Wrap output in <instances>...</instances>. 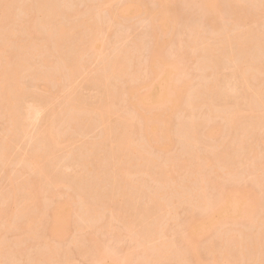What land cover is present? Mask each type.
Returning a JSON list of instances; mask_svg holds the SVG:
<instances>
[{"label": "rangeland", "instance_id": "rangeland-1", "mask_svg": "<svg viewBox=\"0 0 264 264\" xmlns=\"http://www.w3.org/2000/svg\"><path fill=\"white\" fill-rule=\"evenodd\" d=\"M15 1L16 2H12V6H10V8L8 10V13H9V11L12 10V12L10 13V15L11 14L12 15L11 16L8 15L9 17L6 16L7 18H5V22L8 25L6 23L4 24V22H2L3 21L2 20L3 15L1 17V20H2L1 22L3 23V25L10 26V28L8 27L7 29L10 31H11V29H12V31L15 30V33H16L15 34L13 32H9L13 36L15 34V37H13V38L11 37L10 40H12V41H10V42H8L9 39H8V41H7V39H5L7 41V44H3L2 42L6 43V41L3 40L4 38H6L4 35H6L8 32L5 31L6 27L0 26L2 28L4 27L3 28L4 32L2 31L3 33H1V32L0 33L1 34L5 33L3 36L1 35L2 37H0V39L2 38L1 39L2 41L0 40L1 41L0 46L2 47V44H3V46H4L3 48H7L6 52H4L5 54L3 55V53H2V58H3L2 63L3 62L7 63V60H9L8 59L9 55H7V52L8 53L12 52L14 54V55L10 54L11 55L10 56L11 61L13 60L12 59L13 56H15L14 59H16V57H17V59H19L20 56L21 57L25 56V57H22L23 59L22 58L21 59L23 60V62L26 61V58L28 59V61H26V65L29 62V64H28L29 69H24V68H28V67L22 68L21 71H23V69H24V72H22V75L19 77V79H20L19 81H20V84L22 86L20 88H23L22 90H23L24 94H26V95H24L25 98L23 97V101L21 100V106L23 105L22 109L24 111L23 113H25V109L27 107H31V106L35 107V102L38 100L43 101V102L45 101L44 102L45 106H44V111L42 110L41 113L38 116H36L37 118H34L36 120H31L32 117H29V120L25 124L24 133L23 134L20 133V135H18L20 137H18V138L14 136V134L15 133L17 134V132L13 131L12 132L13 134H12L10 132V131H12V129L10 127H7V123L9 124L10 122H8L6 120V118L4 117L5 115L2 114V116H1V114H0V140H4L5 138L14 140L16 138L15 141L13 142L14 144L12 147L13 151L10 155L11 157L9 156L7 159L8 161L6 160L5 162L1 163V164L6 163V164L0 165V212L5 211L4 213L0 214V246H1L0 250H2L1 248H3L2 244H4V247L7 248V250L4 249L7 252L4 250H3V252L0 251V254H1V252L7 253L5 255H2V256H5V258L2 257L0 259L1 260L0 264H11L13 261H15V262H13L12 264H15V263L16 264H19V263L20 264H46V262L44 260L46 258H48L47 256H49L48 253H46V252L50 251L49 253H52L51 250H56L55 248H57L59 250L58 252L60 253L59 255L58 254L56 255V258L59 259V260H57L58 261L57 264H108V263H110L109 259H111L109 257H111L114 254H115V256H117L119 258L118 263H120L122 261L126 262V263H122V264H157V261L154 262L155 259H153L154 256L156 258V253H154V252L159 248V246L162 247L160 245V244H162L161 242L164 243L166 240L165 243L168 244L169 242L172 243V240H174L177 243L176 242L174 243V241H173V243H172L173 246H175L174 244H177L176 246H179L180 243L182 244V242H180L181 241L180 239L183 238V237H181L180 234H182L184 236L185 232H183V231H185L188 222L190 220L194 219L195 217H199V216L204 214L201 209H199V210L197 209V207H198L197 203L199 201L200 194L202 195V193H203V190L202 189L200 190V188H198L197 185H196L195 189L192 190L193 189V184H192V189L188 188L189 192L193 191V194L191 193L193 195V198L191 197L192 200H190V201L185 200L184 201V199H183V201H182V199L179 200V198L177 196L173 197L172 195H174V194L172 191V189H173L172 185L169 184L170 187H172L170 190V187L168 185H166V186H168V188H167L162 183L155 181L154 180L155 178H152L153 175L147 174L146 172H144V174H146V175H144V174H142L143 172H141V170L137 171V173L139 172L138 174L134 173V171L136 172V170L134 168H138V167H136L137 165L135 164V161L137 159H136V156L133 152H132V154H130L129 151L122 153L121 154L122 159H120V161L118 160V162H120L123 165V167H125V168L129 167L128 170H132V169L134 170V171L133 170L131 171L132 174L129 176V180L131 178L132 179L130 181L128 180V183H126V184L124 183V185L128 186V188H126V191H128L126 193V196L129 195V197H130V198L128 197L126 200L134 199L135 201L134 202H133V200H128V202L124 201L125 200L124 197H123V199H124L123 201L120 200L121 198L118 201H120L121 203H125V207L128 208V209L126 208L127 210H125V212L129 210L128 211L129 217L127 215V217H128L127 221L134 220L131 222H134V224H136V226H134V224H133V227H136L135 228L136 232L134 231V229H132L133 230L132 233L127 228L124 229L126 227L125 223H127V221L125 220L126 218H122L126 221L124 224L120 220L121 219L120 217L119 218L115 217L114 219L112 218L111 221H109L110 217H112L110 214H114L116 211L115 210L113 213V209H117V208H115L116 204L110 205L109 209L112 212L110 210H108V211H110L111 213L106 212L107 216L109 214V216H108L109 218H105V221L107 223L105 222L104 224H107V225H104V226L107 227L108 225H110L111 228L110 227L104 228L103 231L101 229L100 230L95 229L98 226H96L95 228L92 226H89L90 224H88V222L86 220H84V222L81 225V222H80L81 219H80V221H78L79 218L77 217V215H75L74 211H72L70 209L69 212H67L66 215L64 216L67 219L70 218V222L67 223V225H64V230H66L64 237H66V239H63L59 242L60 239H56L55 236H53V235L50 236V235H47L48 233L47 234L45 233L46 234L45 236H47V237H42V240L44 241L45 238H48L47 239L48 241L47 240H45V241H47L46 243L49 246V250L46 249V251L44 253L43 251H44V248H46L45 247L46 244H45V246H42V248H41L39 245V242L42 240H40L41 237H38V236H41V234L44 233L45 226L41 227V229H40L35 224H33V225L28 224L24 221L25 219L23 217H21L23 219V220H21V218H20V216H22L21 214H20L19 218H18V214H17L18 213L17 212L18 207H21L19 204L20 203L23 204L25 201V200L22 201L23 203L21 202V200L24 199V198H22L23 197L22 194H23V192L25 193L26 191H28V190H25V191L22 190V189H24V188H22L23 185L24 186L27 185L26 189L27 188L30 189L32 194H33L31 196L30 202H31V200H33V201H32V204H30V205L32 206L33 204H36V207H40V210L43 209L42 211H44V212L39 213L41 215V213L46 214L48 211L51 212L52 209H55L56 207L60 206L59 204L69 197L70 198L72 197V199H75L74 202L77 203L76 205L74 204L76 206L75 208L80 209L82 206V205L80 206L81 203L79 204V202H81L80 201L81 196H84V195L88 196L89 195V198H94L95 196L97 198H100V197L102 198L104 196V198H107L106 193L109 192L108 194L110 195L111 194L110 191H115V189L113 188L114 187L113 183L115 184L116 182H118L115 184V187H117V186H119L120 183H123L125 181L124 180L121 182V180H123L122 178H124V177L120 176L121 177V179H120V177L118 176L116 178H119V179H117L116 182H113V180H111V182H109L110 181L109 176H111L110 174H112V170H113V168H112L113 164L112 163H114L115 161L113 160V158H111L112 156L110 157L111 159L109 160L107 155L110 156L111 153H109V151L112 152V149L114 148V144H111V143H113V142H111L112 139L113 138L116 139L118 137L117 135H120L122 133L120 131V129L123 128L122 127L123 124L120 125L119 123L123 122V119L125 118L124 116H127V114H128V117H130L129 116L130 114H131L132 118L135 116L133 114L135 112H132V110L134 111L133 106L138 105L140 103V100L142 99V97L146 96V94H147V89L143 88L142 85H143V82L146 79L147 75L149 74L148 66H150V64H152V62H153L152 60L154 58L153 57V46H154V42H153L154 41L153 40L154 39L153 38V32L154 31L153 30L154 29L152 28L153 26L151 25L152 23L149 19L150 17L148 16L149 10L152 11V10H155V8H156V4H155L154 0H142L144 2V6H143L142 10L134 12V14L131 16H128L127 14H125L122 11V9L126 5H129V4H132L133 2H136V0H47L48 4H52L53 7H55L58 10V12L61 13V14H59V16H57L54 19V21L57 20L56 22L61 23L63 25L65 24L69 28H73L74 32H75V28H77L78 25L80 26L78 28H83L81 23H84L86 21L88 22V19H89V21H91V19H92L93 23L99 24L97 26H101L100 29H102V32H101V30L99 32V34H100L99 35V41H100V45H102V48H100L98 51V50H96L97 48L96 49H89L88 48L89 46H87L88 50H86L82 56L80 55L81 57L79 56L80 60L78 59L79 60L78 64H77V62H75L77 64V67L78 66L79 67L77 68L78 70L73 76L69 75L70 72L68 73V69H69L68 66L72 65L71 63L76 61V60H74L72 62V60H71V59H73V58H71L73 55V49H72L73 46H71V45H72V42L74 40H76V38L78 39V37H80V35H82L81 30L84 31L85 29L84 28H83L84 30L78 29L80 31H78V32L76 31L75 36H73L71 38L72 41L69 40V42H66L65 46H63L64 48L61 47L59 49L60 50V52H59L57 49H55L56 48L55 43L51 41L52 37L50 38V36H53L52 35L53 33H49L48 28L43 26L44 25L43 23L45 22L44 21L45 17L43 16L44 14H42V12H40L38 10V7H39L38 4H41L44 0H15ZM192 1H194V0H192ZM230 1L231 2L233 1V3L230 4ZM236 1L237 0H218L220 14H221V16H219V18L222 19V20L219 19L220 22L218 20V23L221 27V29L219 28L221 31L218 29H213V27L211 25H210L211 27L210 26L208 27L207 24L209 22L208 21L206 22V18H208L205 16L206 13H204V11L202 12V9H200L199 5L198 4L196 5V3L191 2V0H185V1L184 0H177L178 3H177V5H174V8H175V6H177L175 9L178 10L177 12H178L180 17H178V20L174 25L171 24L170 29L163 30L160 26H157V29H156L157 34L160 36V38H163L165 41L164 52L166 55L171 56V58H172V55H174V54L177 56L179 55L178 48L181 50L180 47L188 46L187 43H190V41H193V37L195 35L194 32L197 31L198 29L202 32V34H201L199 31L201 37L204 38V36H205L207 38V40L203 39V38L199 39L198 35H196L197 38L199 39L198 40L199 43L197 45H200L199 47H201V48H199L197 46L196 47L192 46V49H190V51H189V49L186 48V50H188L190 52L191 56H189V52H188L189 58H187L185 65L181 64V66H180V67H182V69H183V67H184V69L186 68V71H187L186 74L189 75V76L187 75V79L192 81L191 87H193V88L190 87V88L186 89L187 91L185 90L186 92L184 94H182L183 95L182 99L180 97L181 101L179 100L180 102L177 105L178 107L176 106V110L174 109L177 115H174L176 118H174L175 124H173L174 125L173 129L175 128V131H177V129H178V131L176 133L179 132V134H180L181 132L179 130H181L182 128H184V130H185L186 127L181 126V125H183L182 123H184V125L185 124L187 125V121H189L188 124H190L191 119L194 118V120H195L196 117H198V119H196V120H198L200 122L201 121L203 122L204 120L207 119L205 121V123L206 122H210V123L212 122L213 124L215 123V125L216 124L220 125V123H221L220 126H222V127L226 126L225 125L226 123H224L225 120L223 121V118L221 116H220L221 118L219 116H216L217 119H216V117H214L215 120H213V118H212L211 120H213L214 122L210 121V120L208 121V119H210V118H207V116H210V115L206 116V114H208L207 112L209 110L206 111L205 110L206 107L203 108L204 105L202 103H204L205 100L208 101V97H211V95H210L211 93H209L210 91H207L206 90L207 88L204 87L203 91L200 92L201 94L198 92L200 95H202L203 92H204L203 95L205 94L206 99L202 98V99H204V101H202V99H201L202 102L199 101V103L201 102L200 104H202L203 107L197 102H196L197 103V106H196V103H195V96L196 95H194V99H193V96H191V95H193L191 93V91L194 90L192 92L197 94L196 92H197L198 88H196V87L198 86V84H199V86L201 85V83L203 85L204 83H206V80L208 78V77H206L207 73L203 77V74H205V73H203L200 70H203L202 68H204L206 64H209V62L211 60L207 63L208 60L205 61V59H204V61H202L203 60L202 58H206V59L212 58L210 53H208L207 51L204 52V50L202 49L204 47L201 46L200 40H204V42L206 40L207 41L206 42L207 48L210 47V48H208V50H210L209 52H211V51L213 52L215 50L219 51L218 49L221 48V47H218V45L222 46V44L220 45L219 42H217V41L220 40L219 37L221 35V37L223 36L222 38L220 37L221 38L220 42H221L224 38L225 33L227 36V40H229L228 39L229 35H227L228 33L230 34V38H233L235 36L234 38L237 39V38H242L241 36H244V38H247V37H245V35L247 36V33H249L250 31H251L250 33L255 34L257 36V38L259 37L261 39L262 38L264 39V14H262L260 12V10H258V8L255 9V6H257V7L261 6L260 4H262L263 0H241L242 1L241 5H240L241 1H238V3ZM187 2H189V3H187ZM230 5H231V8H232V5L234 6L233 10H234V8H237L238 11H240L241 9L242 10L240 11V13L237 11H233L230 8ZM36 7H37V9H36ZM28 9L30 11H27ZM35 9L38 10L39 12L38 11L35 12ZM28 12H30V13H28ZM246 13H247V15H246ZM222 14H223V16H222ZM239 14H240V16L242 14H244L245 16L243 15L244 17L242 18V16L239 17ZM249 14L251 16L250 18H248ZM255 14L257 16L259 15V17L257 20H252V18ZM31 16H35V18L32 17L34 20L31 18ZM246 16L248 19L246 18ZM10 17H12V18L10 19ZM236 17L239 18V20H237ZM254 17H256V16H254ZM240 18L244 19V21ZM8 20H10V22ZM27 20L28 21L29 20L34 21V30H35L34 33L38 35V38H35L33 43L38 44L37 50L40 49V54H38L39 52H35V53H37V55H39V56L35 55V58L33 57L34 51L30 50L32 47L31 48H30V46L27 47V43L30 44V41H31L30 39H32L31 38L32 36H30L28 33L26 34V32H28V31H26L27 30L26 28L28 27L27 23L30 22V21L28 22ZM236 20H237L238 26H240V27L235 26L236 24L234 25V23H236ZM240 21H241V24H240ZM41 22H42V24H41ZM2 23H1V25H2ZM222 26H223V28H222ZM35 27H36V29H35ZM215 28H217V27H215ZM211 29H212V31H211ZM216 30H218V31H216ZM221 32H222V34H221ZM218 34H219V36H218ZM240 34H241V36H240ZM191 35H192V37H191ZM28 36H30V37H28ZM237 36H239V37H237ZM49 38H50V40H49ZM197 38H196V40H197ZM234 38L231 40H235ZM196 40L194 42H196ZM26 41H29V42H26ZM225 41H226V39H225ZM25 42H26V44H25ZM21 43H23L22 45H24V47H22V50L20 49L22 46ZM37 44L35 45L36 47H37ZM193 44L195 45L196 43L189 44L188 48H191V45H193ZM225 44L226 43L224 42L223 46ZM25 45L27 48H29L28 50L30 52L26 51V50L23 51V48L25 49ZM84 45H86L85 41H84ZM69 46H70V48H69ZM193 47H194V49H193ZM224 47L226 48V45ZM225 48H223V52H222L223 54H225L228 51L227 50L228 48H226L227 51L225 50ZM34 49H35V47H34ZM211 49H213V50H211ZM249 49H251V51L253 52L254 55L252 53H250V51L247 50L248 51L247 54L250 53L252 58L250 55H247V57L249 56L251 59H255L257 57V55L255 53L258 54L259 53L258 51H260V50H258V49L256 50V48L254 46L250 47ZM37 50H35V51H37ZM205 50H207V49H205ZM224 50H225V53H224ZM4 51H5V49H4ZM220 51H222V50L220 49ZM15 53L17 56L15 55ZM24 53L25 54L30 53V54H27L28 55L27 56ZM203 53H205V54H203ZM206 54L208 57H205ZM209 54H210V56H209ZM223 54H221V52H219V54H218V52H213L212 55L214 58V57H217L216 55H218V57H219V55H220V57H224ZM118 55H120L119 57L124 55L123 57L125 58V62L127 64V66H129L128 71L129 72L131 71V72L129 73L128 77L126 76V78L124 77V78H119V79H114V80L110 79L108 81V84H110V85H108V84L107 85H108V88H111L110 89L111 93L113 91V94L118 96V100L116 99L117 101L114 104L115 106L113 105L115 107V109L118 111V112H116L118 114L117 115L118 117H116V116H114V117H116L118 119L116 120V118H113V119H111L113 121H110L107 123L106 122L102 123V122H99V120H98L99 117L97 116L101 112L99 107L102 105V103L109 104V101L105 100L106 93L104 94V92H105L106 87L104 85H102V84H105V82L103 83L102 80H100V82H99L98 77H99V75L102 76L103 71H105L104 68L106 66L109 67L110 66L109 63H112V61L114 62V59H116L118 57ZM202 55H205V56H202ZM261 55H259V58ZM0 56H1V54H0ZM130 56H132V57H130ZM249 57H248V59H249ZM131 58H133V59H131ZM259 58L257 57V59H255V61L256 62L259 61L258 60ZM263 58L264 57H262V59L260 58L261 59L260 61H263ZM17 59L14 61V63L21 61L20 62V64H21L22 60L20 59V61H19ZM24 59H25V61H24ZM223 59H222L223 62L226 61ZM251 59H249V62ZM31 61H33V62H31ZM218 61L222 64L221 58H219ZM255 61H254V63H256ZM219 62H218L219 67L225 66L226 64H228L227 61H226L227 63H225V65H224V63H223V65H221V64H219ZM14 63H13V66H14ZM11 64L12 63L10 62V65ZM66 64H68V66H65ZM230 64H228V65H230ZM257 64H261V63L258 62ZM73 65L76 66L75 64H73ZM203 65H204V67H203ZM232 65H233V67H237L234 64H232ZM17 66H19V63ZM33 66H34V68H31ZM57 66H59V67H57ZM62 66H63V69L60 68ZM72 66H70V67H72ZM201 66H202V68H201ZM67 67H68V69H67ZM227 67H228L227 69H225L226 67H223V70L225 69L224 71L220 70V71H222L221 73L224 72L223 73L224 77H222L223 76L222 74H220V75H222L221 78H224V81L222 83L225 82V84H227L224 86H227L229 88L236 86L237 90L238 89L240 90V89H242L240 86L245 85L247 83L251 84V86L253 85L256 87L260 83V81L263 80L262 75H259V73L256 74V72L254 73V71L251 72L249 68H248L249 70H247V68H245V69L239 70V72H238V70H235L238 68H232L230 66H227ZM52 68H53V71H55V69H57L56 73H58V75H57L56 79L59 78V80L58 79H57V81L55 80L56 83L53 80H51V81L54 83L46 81L50 76L48 74L51 73V75H52V73H53ZM198 68H200V70ZM220 68H222V67H220ZM58 69H59V71H58ZM60 69H62V70H60ZM207 69L208 68H205L204 70H206V71H204V70L203 71L207 72L209 70V69L208 70ZM234 70L236 73H238L236 75V77H234V74H233ZM209 73H210V71H209ZM211 73H212V71H211ZM211 73H210V75H211ZM45 74H46V76H45ZM211 77H212V75H211ZM205 78H206V80H205ZM210 78H208L209 81H212V79H210ZM100 79H102V78H100ZM208 84H210V82ZM200 89H201V86L199 87L198 91H200ZM132 90H134L133 93H131ZM206 91L209 93L208 95H210V96L207 95ZM188 92H189V95H188ZM242 92L238 93V91H237V95L240 94V97H241L240 100L239 99L237 100V101H239L238 103L235 100L239 96L237 98L236 97L233 98V100L230 98L231 102L228 99V102L230 105H232L233 102H234V104L235 103L237 104L238 115L240 116V119L242 121H244V123L246 122L245 124L248 123V125H250L251 122L256 119L254 117L255 116L257 117L256 114L259 113V112H257V110L259 111V109H256L254 111L250 110L247 107V104H248L247 99L248 98L246 99V95H243V97H242V95H241ZM69 93H70V95L73 96V100L67 102V99L70 100V97H69L70 95H68ZM67 95L69 98L67 97ZM189 96L192 97L191 103H190ZM197 98H199V97H197ZM200 98H201V96H200ZM77 100H79L81 102V106H83L82 107L83 111L81 112L78 110L79 113L77 112V109H76V107L78 106ZM193 102H194V105H192ZM36 103L38 104V102H36ZM44 103H43V105H44ZM168 103H167V106L169 105ZM256 103H258V105H260V103L258 101L256 102V99H255L253 104L255 105ZM163 104H164V106H163ZM163 104H158L155 107H153V109L152 108L150 109V111L152 110L151 116H154L155 119L158 116H160L163 113V111L166 109L165 103H163ZM198 104L201 107H199ZM219 104L221 107L223 106V104H221V103H219ZM205 105H207V104H205ZM256 105H255V108H256ZM258 107L259 106H257V108ZM207 108H208V106H207ZM27 109H29V108H27ZM150 111L146 110L144 112L147 114ZM53 112L56 116H57V114H56L57 112L62 114V115L58 114L59 116H57L60 118L59 119L60 120V130H59V125L56 124L59 121L54 123L57 126L53 125L54 127H58L56 129L59 132H61V130H62V132H61L62 134H60V136L62 135V137H60L61 139L59 140V143L55 147V150H54V159H55V161L56 160L58 162L60 161L61 166H64V167H61V169L62 168L65 169L66 165L68 166V168H66V170H65V172H66L65 174L68 178L67 180H69L70 182L72 181V183H73V184L71 183V185H69V186H67L66 184L57 185V186L52 185L54 177H56V174L58 176V173H60L58 171L53 172V174L51 175V178H45L39 171L36 172L35 170H33L35 168L34 166H35L36 161L32 155H33V152L35 151L34 149L38 148V145L36 143L38 138H36V136L38 134H40L43 130L48 129L50 126H52L53 120L55 119V118H52V115H54V114H52ZM73 112L74 113L77 112L78 115L74 114ZM70 114H72V117ZM156 114H157V117H155ZM55 115H54V117H55ZM73 115H75V117ZM190 116L192 118L189 119ZM69 118H71L72 122H70L71 123L70 125H72V126L69 125V128H67L68 127V125H67V127L65 128L66 123H68V121L70 120ZM121 118H122V120H120ZM56 119H58V118H56ZM252 119H254V120H252ZM137 121H136V123H137ZM180 121H182V123ZM176 122L179 126L176 124ZM222 122H223V124H222ZM242 124H243V122H242ZM139 125L140 124H138L137 126H139ZM204 125L205 124H203L202 127L200 126L201 128H198V129L196 128V130H198V134L197 133L196 134L199 136L197 137V139L194 143L196 145L189 147V150H187L188 146H187V143H186L183 135L180 136L179 134H176L174 136L175 137L174 140L176 142H174L172 144L173 146L172 145H171V147L168 146L169 148L166 145L158 146L157 144L145 143L146 141H145L143 134L141 132L140 133L137 132L136 134H134L133 138H134L137 145L143 144L142 146L144 147L143 150L145 151V156L149 159L152 158L153 160H155V162H157V164H159V166H163V168H164V166H166L169 163L170 158L175 157L178 159H183V158L187 159V157L190 156L191 153L193 154V151L195 153L198 152L197 155H199L200 157L207 156L210 154V152L208 150L211 149L212 152L217 151L218 146L220 144H222L223 143L222 140H224L226 145H228L230 147V151H232V152H230L231 158H227V160H228L227 162L232 161L231 162L232 168L234 169V167H235L237 170V171L233 170V172H237V173H235V175H238V174L239 175L236 177L233 176V177H235L234 179L232 176L225 177L223 175V172L220 170L221 165H220V167H218V165L220 163L217 165L218 168H216L219 171L218 173L216 171H214V168H212V167H205V169H206L205 173H207V174L210 173V175L212 176L213 179H216V175H222L218 179V182L220 184L219 185L220 190L208 187L207 190L209 191V193L207 192V195L210 194V195H208V197L212 200L211 197H213L215 199V197L220 192L222 193V191H223L224 193H229L233 190V188H238V187L253 189V191H255L257 195L264 197V187L258 183L259 179H257L259 174L263 175V177H264V174H262L263 171L260 169V167H257V164L260 165L261 164L260 161H262L264 158V144H260L261 142H259V140L264 137V131L262 132L263 137L260 135V133H261L260 132L258 135L259 137H257V135H256V137L254 136L255 138L252 139V141L249 139L250 141H248L246 144L239 145V141H238L239 140L238 138L240 137L239 134H237L238 140L237 139L235 140L236 136L233 137L230 134H229L230 140L229 139H228L229 141L226 140V138H228V136L226 137V135H228V131L227 132L224 131L226 133V135H223V136L218 135V136H215V138L208 140L205 136L206 135L205 134V132H206L205 127L207 125L206 126H204ZM223 125H225V126H223ZM245 126H247V125H245ZM9 128L11 130H8ZM110 129H113V132H115L113 134L115 136H113V134H112V136H110L111 140L109 141V139H105V138H106L107 130H110ZM115 129H116V131H114ZM226 129H227V127L225 128V130ZM175 131H173V135L175 134ZM181 131L183 132V129ZM118 132H121V133L118 134ZM181 137H183V138L181 139ZM103 140H105L106 143ZM182 140L184 143L181 142ZM233 140L238 141V143H234L235 141L233 142L236 146L232 143ZM101 141L103 142L102 144H101ZM219 141H221V143ZM228 142H230L231 144ZM216 143H217V145H215ZM256 143H258V144H256ZM87 145H91V146L94 145L95 146V148L92 149L93 153L90 151L87 153V150L85 149V147H88ZM100 145H101V147H100ZM96 146H97V149H96ZM98 146H99V148H98ZM112 146H113V148H112ZM215 146H217V147H215ZM231 148H232V150H231ZM255 148L258 151V153L256 155V157H258V158L256 159L255 156H252V157H255V158H253V161H252V157L250 156L249 153L251 152V150H254ZM87 149L89 150V148H87ZM191 149L193 151L189 152ZM213 149H214V151H213ZM241 149L242 150L245 149L244 151L245 152L247 151L246 153L248 155L244 154L245 152L242 153L243 151ZM96 150H98V151H96ZM22 155L23 156L27 155V157L25 159V162H27V163H25L24 161L22 162V157H23ZM19 158H21V160H19ZM118 158H120V157H118ZM129 162L133 165L132 169H130L131 165L129 164ZM40 163L44 164L45 162H44V160H41ZM248 163L249 164L251 163L252 167H249L250 165H247ZM246 165H247V167H246ZM1 166H2V168H1ZM250 168H251V171L253 168V174H250ZM256 169H257V171H256ZM108 170H109L110 174H108ZM156 170L157 169H155V171L153 169H151V171H152L151 174H154L156 172ZM84 171H86V172H84ZM260 171H262V172L260 173ZM187 172H188L187 170H185V171L182 170L180 172H176V173L171 174V175L174 176V178L176 179V182L178 181V183H181V182H184L182 180H186L189 177ZM97 173L100 174V178H99V176H97ZM102 173H103V175H102ZM82 175H84V176H82ZM104 175L106 177H104ZM254 178L256 180H254ZM95 179L97 181H95ZM139 180L140 181L142 180V182H141L142 184L140 183ZM137 181H138V184H137ZM143 181H144V184H143ZM261 181H262V179H261ZM125 182H127V181H125ZM129 182L132 185L134 183L136 185L134 184L133 186H130L131 184ZM73 185H75V186H73ZM121 185L122 184H120L118 189H120L122 186H124V185H122V186ZM143 185H144V187H142ZM161 185H163L164 187H161ZM135 186L136 187L138 186V187L135 188ZM139 187H141V192L139 191L140 190ZM84 188H86V189H84ZM133 188H135V189H133ZM162 188H164V191L166 193H168L167 191H169V190L172 192V195L167 194L168 196L166 195V197L164 198L165 200L163 199V201L168 202V206H166V208L164 209L165 211H163L164 217H162L161 211L157 212V209L156 210H155V208H153L154 210L152 209V207H154V206L150 202V200H152V198L154 199V197H150V196H152L153 194L155 196L158 193L157 192L158 190L160 192H162L161 191V190H163ZM196 188H198V189L196 190ZM209 188H210V190H209ZM127 189H129V190L131 189V192ZM143 189H144V191H143ZM86 190H87V193H86ZM135 190L139 191V192L136 193ZM207 190L205 188L204 192ZM132 191H133V193H132ZM99 192H101L102 194ZM117 192L118 191L113 192V194L115 195V193H117ZM199 192H201V193H199ZM81 193L84 195H82ZM128 193H130L132 195H130ZM92 194H93V196H92ZM99 195H100V197H99ZM131 196H134V197L131 198ZM139 196H141V197H139ZM169 196H172V197H169ZM24 197H25V195H24ZM138 197H139V200H138ZM168 197H169V200H168ZM171 198H174V199L170 201ZM137 200H138V203H137ZM131 201H132V203H131ZM120 202H119V205H120ZM262 202L264 203V200H262ZM165 204L167 205V203H165ZM78 206H79V208H78ZM122 206H124V204ZM31 208H34V207H31ZM44 208L46 210H44ZM111 208H113V209H111ZM35 209L37 210V208H35ZM135 209L137 211H135ZM151 209L153 210L152 213L150 211ZM36 210H34L35 214H37V212H38V210L37 211ZM20 211L22 212V210H20ZM20 211H19V213H20ZM31 211H32V209L30 210V212ZM45 211H47V212H45ZM142 211H144V212L149 211L150 213L148 212L147 214L146 213L144 214ZM27 212H29V210H27L26 213ZM135 212H136V215L134 216ZM141 212L143 213V215L141 214L142 216L139 215ZM116 213H115V215H117ZM159 213H161V214H159ZM32 215H33V213H32ZM32 215H28V216H30V218H31V217H33ZM74 215H75V217H74ZM157 216H160L161 217L160 219H162V221H163V222L160 221V223H158V220L155 219V223L156 222L158 223L157 227H161L158 225L163 224L162 227L160 228V231L158 229H157V231L160 233L162 232L163 234L162 233L161 234L160 233H154L153 231H152L153 234L151 232H149V234H151L153 238L149 239V238L145 237L146 241L144 240L145 241L144 242L142 240L144 238L140 237V235L145 234L144 233L145 231H147V232L149 230L151 231L152 228L150 229V227H152V225H154V219L152 222L151 218H155ZM74 218H76L77 220ZM147 218H149V219H147ZM263 218H264L263 215L259 212L257 214V216L254 218V221H251L248 219H243V220L238 221L239 224H237V223H235V224L234 223L233 224L225 223L222 226L220 225V226L215 227V228H208L206 230V232L204 231L202 234L197 236L195 238L194 242H195V244H197V253L199 254V257H200V264H234L236 262V260H238V257L240 255L239 253H241L242 251L247 252L250 245L252 246L254 239L257 236H259L261 233H264V232H262L263 228H261L262 227V223H261L262 221L261 220H264ZM117 219H119L120 221ZM157 219H159V218L157 217ZM26 220H28V219H26ZM73 220L74 221L76 220L75 226L78 224V222L80 223L78 226L82 227L81 230L78 228V226H76L77 227V229H76L74 227V225H72V224H74L72 222ZM145 220H147V221H145ZM82 221H83V219H82ZM148 221L149 222L151 221L149 225H151V223H152V225L150 227H149V225H147ZM21 222H25V223H21ZM142 222H143V224H142ZM139 223H141V224H139ZM138 224L144 225V227L147 225L145 228L149 227V230H147V229L145 230L143 226L141 227ZM98 225H100V224H98ZM35 226H37V227H35ZM137 226H139V228H141V229H138ZM34 228H37V229L39 228L40 232L42 230L41 233L39 232L40 235H36V238H33L35 236H33L34 234H32V230ZM142 228L144 229L143 230L144 232H142V233L138 232L139 230L142 231ZM43 229H44V231H43ZM261 229H262V231L260 232ZM77 230H79V232H77ZM153 230H156L155 226H154ZM30 232H31V235H30ZM35 232H37V230ZM110 232H114L113 237H112V233H110ZM116 232L118 234L120 233L121 236H119L118 238H115V237H117L115 235V234H117ZM127 232H129V233H127ZM137 232L140 233V235ZM133 234L136 237L135 236L133 237ZM242 234H244V236H242ZM92 235H94L93 237L96 240H98V239L101 240L102 245L103 244L105 245L103 247L108 249V251H109L108 253H111L110 256H108V258H106L107 259L106 262L104 260L99 259V255H100L99 253L100 252L96 253V252L92 251L90 254L85 253L86 255H83L82 253H84V252H81L80 247H78V245H76L74 243H73L74 245L72 244V241L74 240L73 242H75L76 238L79 237L77 240L81 241V244L83 245L84 243H87L89 241V239ZM153 235H155L156 237H154ZM261 235H263L262 236V239H263L262 246L264 249V234H261ZM137 236H139L142 239H139V237H137ZM224 238L226 239V241ZM242 238H243V240H242ZM80 239H83V240H80ZM38 240H39V242H38ZM147 240H148V242H147ZM149 240L150 241L152 240V242H151L152 245H150L151 243H149L150 242ZM228 240H229V242H228ZM239 240H242V242L240 243V246L237 247V245L239 244ZM211 241L213 243L216 241V242H218V244L220 242V249L218 248V246L215 242L218 249L216 248V251L211 252L209 250V248L207 247L208 244L211 243ZM141 242H143V243H141ZM41 243L43 244L45 242H41ZM144 243H146L147 246ZM148 243H149V245H148ZM223 243H225L227 245L224 244L221 246V244H223ZM228 244L232 245L231 252L225 253L224 247L228 246ZM75 245H76V247H75ZM50 247L51 248L54 247V249H50ZM155 247L157 249L154 251ZM181 247L183 248L182 245H181ZM150 248L152 249L154 254L152 253ZM182 248H181V250H182ZM113 249H114V251H112ZM174 249H175V247H174ZM177 249H175V251L180 252V248L177 247ZM43 253L45 254L44 258H43V256H41V255H44ZM66 255L69 256L67 258V260L69 262L71 261V263H67ZM176 255H172L173 257L171 256L172 258L170 257L169 259H173ZM58 256L59 257L61 256V257L58 258ZM64 258H65L66 262L63 260ZM175 258L174 259L176 260V262L172 261L173 263L172 262H169V263L170 264H183L184 263V262L182 263L181 261H179L177 259V257H175ZM16 259L19 262L16 261ZM46 261H47V259H46ZM178 261H179V263H178ZM243 261L241 260V262H243ZM167 262H168V260H167ZM246 263H244V264H246ZM53 264H56V262H54ZM253 264H264V252L263 251L259 252L255 255Z\"/></svg>", "mask_w": 264, "mask_h": 264}, {"label": "bare ground", "instance_id": "bare-ground-1", "mask_svg": "<svg viewBox=\"0 0 264 264\" xmlns=\"http://www.w3.org/2000/svg\"><path fill=\"white\" fill-rule=\"evenodd\" d=\"M46 1L47 0H44L41 4H38L39 7L38 6L37 7H38V10L40 12H42V14H44L43 16L45 17L44 18V21L45 22L43 23L44 24L43 26H45V27L48 28L49 33H53L52 34L53 36H50V38L52 37L53 40L51 39V41L55 43V45H56V48L55 49H57L59 52H60L59 49L61 47L65 46V43L66 42H69V40H71V38L73 36H75L76 31L78 32V31H80L83 28L85 29V30L83 29L85 32L81 30V34L82 35H80V37H78V39L76 38V40H74L72 42V45H71V46H73V48H72L73 49V55L71 57L73 59H71V60H72V62L74 60H76V61H74L71 64L72 65L75 64L76 66H74V65L72 66V65L69 64L70 66H72V67H70V66H68V64L65 65V66H68L69 67V69L67 67L68 73L70 72L69 75L73 76L77 72V70H78L77 68L79 66L77 67V64H78V61L80 60L79 58L83 55V53L86 50H88L87 49V46H89L88 47L89 49H96L97 48L96 50H98V51H99L100 48H102V45H100V41H99V35H100L99 32H100V30L102 32V29H100L101 26H97L99 24H95V23L92 22L93 21L92 19H91V21H89V19H88V22L86 21L84 23H81V25L83 26V28H78V27H80L78 25V27L76 26L77 28H75V32H74V29L73 28H69L65 24L63 25L61 23H58V22H56L57 20L54 21V19L57 16H59V14H61V13L58 12V10L55 7H53L52 4H48V1L47 2ZM238 1H241V0H237L236 2L238 3ZM263 1H262V4H260L261 5L260 7L255 6V9L258 8V10H260V12L262 14H264V2ZM12 2H16V1L15 0H0V26L6 27L5 28L6 29L5 31L8 32L6 35H4L5 33L4 34H1V33L4 32V30H3L4 27L3 28L0 27V29H1L0 30V32H1L0 33V37H2L4 35L6 38H4L3 40L7 39V41H8V39H9L8 42L12 41V40H10V38L11 37L12 38L15 37V34L16 33H15V30L14 31H12V29H11V31L8 30L7 28L8 27L10 28V26L3 25L2 22H4V24H5L6 23L5 22V18H7V17H9V16L12 15V14L10 15V13L12 12V10L9 11V13H8V10H9L10 6H12ZM142 2H143L142 0H136V2H133L132 4L126 5L122 9V11L125 14H127L128 16H131V15L134 14V12H137V11H141L142 10V8L144 6V2L143 3ZM154 2L156 4V8H155V10H152V11L149 10V15H148L150 17L149 19H150V21L152 23L151 25L153 26L152 28L154 29L153 30L154 31L153 32V38H154L153 39L154 40L153 41L154 42V46H153V57L154 58L152 60L153 61L152 64H150V66H148L149 74L147 75V77L144 80L143 85H142L143 88H146L147 89V94H146V96L142 97V99L140 100V103L138 105L133 106L134 111L132 110V112H135V113H133L135 116L132 118L131 117V114L129 115L130 117H128V114H127V116H124L125 118L123 119V122H120L119 123L120 125L123 124L122 127L124 129L122 127H121L122 129H120V131L122 133L121 132H118V134H120V133L121 134L120 135H117L118 137L116 139H114L112 137L114 140L112 139L111 142H113V143H111V144H114V148L112 146V148H113L112 149V152L109 151V153H111V155L109 154L110 156L107 155V157H108L109 160L111 158H113V160L115 162L112 163L113 164V166H112L113 170L111 169L112 170V174H110L109 173V170H108V174L111 175V176H109L110 177V181L109 182H111V180H113V182H116V180L119 179V178H116V177H118V176L119 177L120 176L122 177L123 176L124 178H122L123 180H121V182L124 181V180L127 181V182L124 181L123 183H120V184L124 185V183L125 184L128 183L129 176L132 174L131 171L133 170L132 169V166L133 165L129 162V164L131 165V168L130 169H132V170H128L129 167H127V168L123 167V165L120 162H118V160L120 161V159H122V157H121L122 156L121 155L122 153H124L126 151H129L130 154H132V152H133L135 154V156H136V159H137V160L135 159L137 161V162L135 161V164L137 165L136 167H138V168H134L133 167L136 170V172L133 170L134 173H137V171L141 170V172H143L142 174H144V172H146L147 174L153 175L154 177L152 176V178H155L154 179L155 181L160 182V183H162L165 186L168 185L170 187V185H172V187H173L172 191H173V194L174 195H172V192L170 191L172 187H170V190H169L170 192L167 191L168 193H166L164 191V188H162L163 190L160 189L162 192H160L158 190L157 191L158 193L155 196H154V194L152 196H150V197H154V199L152 198L153 201L150 200L151 204L154 206V207H152V209L153 208H155V210L157 209V212H160L161 211L162 217H164V215H163V213H164L163 211H165L164 209L166 208V206H168V202L163 201V199L166 197L167 194L168 195H172L173 197L174 196H177L179 198V200L182 199V201H183V199H184V201L185 200L186 201H190L193 198V195H192L193 194V191L192 192H189L188 188L192 189V184H193V189L192 190L195 189L196 185L198 186V188H200V190L202 189L203 190V193H202V195L200 194V198H199V201L197 203V205H198L197 209L198 210L201 209L204 214L201 215V216L198 215L199 217H195V218L193 217L194 219H192V220H190L188 222L185 231H183V232H185L184 233V236L182 234H180L181 237H183L182 239H180L181 240L180 242H182V244L179 242L180 243L179 246H176L177 244H174L175 246H173L172 243H173L174 240H172V243L169 242L168 244L165 243L166 240H165L164 243L161 242L162 244H160V245L162 247H160L158 245L159 246L158 249L156 247H155V249L153 248L154 251L157 249L154 252V253H156V258L157 259L153 255L154 253H153L152 249L150 248L151 251H152V253H153V254L152 253L151 254L154 256L153 259H155L154 262L157 261V264H170L169 262H172V261H175L176 262V260H175L176 258L175 257H177V259L179 261H181L182 263L184 262L185 264L186 263L187 264H200V257H199V254L197 253V244H195V242H194L195 238L197 236H199L200 234H202L204 231L206 232V230L208 228H215V227H218L220 225L222 226L225 223H228V224H233V223L235 224V223H237V224H239L238 221L243 220V219H248V220L254 221V218L257 216V214L259 212L264 217V203L262 202V200H264L263 199L264 197L263 196H260V195H257L256 192L253 191V189H250V188H240V187L233 188V190L231 192H229V193H224L222 191V193L220 192L215 197V199L213 197H211L212 200L208 197V195H210V194L207 195V192L209 193V191L207 190L208 187H211V188L220 190V186H219L220 184L218 182V179L222 175H216V179H213L212 176L210 175V173L209 174L205 173L206 172L205 171L206 170L205 167H212V168H214V171H216L218 173L219 171L216 168L220 167V165H221V169L220 170L223 172V175L225 177H230V176H232V177L235 176L236 177V176L239 175V174L238 175H235V173H237V172H233V170H235V171H237V170H236L235 167H234V169L232 168V163H231L232 161L231 162L229 161L230 163L227 162L228 161L227 158H231L230 157L231 156L230 155L231 154L230 152H232V151H230V147L228 145H226V143L224 142V140H222V142H223L222 144H220L221 141H219L220 143L218 142L220 145L218 146L217 151H214V149H213L214 152H212L211 149H210L211 151L208 150L210 152V154L207 155V156L200 157L199 155H197L198 152L195 153L191 149L189 152H192L193 151V154L191 153L190 156L187 155L188 156L187 159H184V158L183 159H178V158H175V157L170 158L171 161L169 160V163L166 166H164V168H163V166H159V164H157V162H155V160H153L152 158L149 159V158H147L145 156V151L143 150L144 147L142 146L143 144H140L141 146L136 144L133 136L137 132H139V133L141 132L143 134V137H144V139L146 141L145 143L157 144L158 146H160V145L161 146L166 145L167 147L168 146L171 147V145L174 142H176L174 140V138H175L174 136L176 134H179V132L176 133L178 131V129H177V131H175V128L173 129V126H174L173 124H175L174 118H176L174 115H177L176 112H175L176 106L181 101L180 100V97L182 99V97H183L182 94H184L187 91L186 89L187 88H190L191 87V84H192L191 83L192 81H190V80L187 79V75L188 74H186L187 73L186 68L184 69V67H183V69H182V67H180V66H181V64L182 65H185V62H186L187 58H189L188 57V52L190 51V49H192V46L199 47L200 45H197L199 43L198 40L203 38L200 35V33L202 34V32L198 29L197 30L198 32L197 31L194 32L195 35L193 37V41H190V43H187L188 46H184V47L182 46V47H180L181 50L178 48V50H179V55L178 56L174 54L175 56L172 55V58H171V56L166 55L165 52H164L165 41H164L163 38H160V36L156 32V29H157V26H160L163 30H168V29H170L171 24L174 25L177 22L178 17H180V16H179V14L177 12L178 10L175 9L177 6H175V8H174V5H177L178 2H177V0H154ZM191 2L196 3V5L198 4L199 7H200V9H202V12L204 11V13H206L205 16L208 17V18H206V22L207 21L209 22L207 24L208 27L211 25L213 27V29H218V30L221 29V27H220V25L218 23V20L221 19V18H219V16H221V14H220L218 0H194V1L191 0ZM187 3H189V2H187ZM231 3H233V1L232 2L230 1V4ZM241 3H242V1L240 2V5H241ZM37 7H36V9H37ZM233 7L234 6L232 5V8H231V5H230V8L232 10H233ZM36 9H35V12L38 11ZM27 11H30V10L28 9ZM233 11H237V12L240 13V11H238L237 8H234ZM28 13H30V12H28ZM2 15H3V17H2ZM243 15L244 14L241 15L242 18L245 16V15L244 16ZM246 15H247V13H246ZM222 16H223V14H222ZM241 16L239 14V17H241ZM254 16H256V17H254ZM254 16H253L252 20H257L258 17H259V15L257 16L256 14ZM1 17L3 18L2 19L3 21L1 20ZM32 17L35 18V16H31V18ZM250 17L251 16L249 14V17L248 18H250ZM11 18L12 17H10V19ZM242 18H240V19H242ZM246 18H247V16H246ZM237 20H239V18H237ZM237 20H236V23H234V25L236 24L235 26L240 27L237 24ZM242 20L244 21V19H242ZM8 21L10 22V20H8ZM219 22H220V20H219ZM1 23H2V25H1ZM27 24H28L27 25L28 27L26 28L27 29L26 31H28V32H26V34L28 33L30 36H32L31 37L32 39H30L31 41L29 40L30 41V44L27 43V47H29V46H30V48L32 47L30 50L34 51L33 52L34 53L33 54L34 55L33 57L35 58V55H37V53H35V52H39L38 54H40V49L37 50L38 44L35 42L37 44V47H36L35 46L36 44L33 43L34 39L35 38H38V35L34 33L35 32V30H34V21H30ZM41 24H42V22H41ZM240 24H241V21H240ZM215 27H217V28H215ZM222 28H223V26H222ZM35 29H36V27H35ZM78 29H80V30H78ZM218 30H216V31H218ZM199 31H200V33H199ZM211 31H212V29H211ZM9 32L15 33L14 36L12 34H10ZM249 33H247V36L245 35V37H247V38H244V36H241V34H240V36L242 38H237L236 39V38H234L235 37L234 36L233 38L235 40H231L233 38H230V34L229 33L227 34V35H229L228 36V39L229 40H227L226 33L225 34L223 33L224 34V38H223V40L221 42H220V40H221V38L223 36L221 37V35H220L221 38L219 37L220 40H218L217 42H219L220 45L222 44V46H219L218 45V47H221L220 49L222 51H220V49H218L219 51H216L215 50L213 52H218V54H219V52H221V54H223L222 53L223 52V48H225L224 46L226 45V48H228L227 49L228 51L225 48V50L227 52L225 53V50H224V53H225V54H223L224 57H220V55L218 57V55H216L217 57H214L213 58V55H212L213 52L212 51L209 52L210 50H208V48H210V47L207 48V45H206L207 38L204 36L203 39H206L205 42H204V40H200L201 46L204 47L207 50H205L204 48H202V49L204 50V52L207 51L208 53H210L212 58H210V59L202 58L203 59L202 61H204V59H205V61L208 60L207 63L211 60L209 62L210 65L209 64H206L205 67L203 65L204 68H202V66H201V68L203 70L205 68H208L209 70L207 69L208 70L207 72H204L206 70L203 71V70H200V68H198V69L200 71H202L203 73H205V74H203V77L206 75V73H207L206 77H208V78H210L211 75H212V77L210 78V79H212V81H209L208 78L206 80V78H205L206 83H204L203 85L201 83V85H200L202 90L200 89V91H198L199 90V87H200L199 84H198L199 87L198 86L196 87V88H198L197 89V92H196L197 94H195L194 92H192V91H194V90H192L191 93L193 95H191V96H193V99H194V95H196L195 96V103L196 102L199 103V101H201L202 98L206 99L205 98V94L203 95L204 92L202 93V95H200L201 94L200 92L203 91V88L204 87H206L207 88L206 90L207 91H210L209 93H211L210 94L211 97H208V101L205 100V102L202 103L204 105V107H203L202 104H200L202 101H204V99H202V101L199 104L203 108L206 107V109H205L206 111L209 110L207 112L208 114L205 113L206 116L207 115H210V116H207V118H210V119H208V121L209 120L210 121H213V120H215L214 117H216V116H219L220 117L221 116L223 118V121L225 120L224 123H226L225 124L226 126L225 125H223L225 127L220 126L221 123H220V125H218V124L215 125V123L213 124L212 122L211 123L210 122H206L205 123V121L207 119L204 120L203 122L202 121L200 122V121L196 120V119H198V117H196L195 120H194V118L191 119V123L190 124H188L189 121H187V125L188 126L186 124L184 125V123H182L183 120L180 121L183 124L181 126H183V127L185 126L186 127L185 130H184V128H182L183 129V132L181 131L182 129L180 128L181 130H179V131L182 134L180 133L179 135L180 136L183 135V137H184V139H185V141L187 143V146H188L187 150H189V147H192L193 145L194 146L196 145L194 143H195L197 137L199 136V135H197L198 134V130H196V128L197 129L198 128H201L203 124H205L204 126L207 125L205 127V129H206V132H205L206 135L205 136H206V138L208 140L209 139H212V138H215V136H218V135H221V136L226 135V133L224 131H226V132L228 131V135H226V137L228 136V138H226V140H228V139L230 140L229 134L231 136H233V137L236 136L235 137V140L237 139V134H239L240 135V137L238 138L239 140L237 139L239 141V145H241V144L244 145V144H246L250 140L252 141V139H254L256 137V135H257V137H259L258 135H259L260 132H261L260 135L262 136V132L264 131V58H263V61H260V60L262 59V57H264L263 56L264 55L263 54L264 53V39L263 38L261 39L259 37L257 38V36L255 34H252V33L249 34ZM219 34H218V36H219ZM221 34H222V32H221ZM192 35H191V37H192ZM196 35H198V38L199 39L197 38ZM30 36H28V37H30ZM237 37H239V36H237ZM50 38H49V40H50ZM196 38H197V40H196ZM225 39H226L227 42L225 41ZM195 40H196V42H194ZM7 41H6V43H4V42H2V43L3 44H7ZM29 41H26V42H29ZM84 41L86 42V45H84ZM26 42H25V44H26ZM224 42L226 44L223 46V43ZM191 43H196V44L195 45L193 44V45H191V48H188L189 47V44H191ZM3 44H2V47L0 46V54H1V56H0V114H1V116H2V114L5 115L4 117L6 118V120L8 122H10L9 124L7 123V127H10L12 129V131H10L11 133L13 131L14 132H17V134L15 133L14 136L18 138V137H20V136H18V135H20V133L21 134L24 133L25 124L29 120V117H32L31 120H36L34 118H37L36 116H38L41 113L42 110L44 111V106H45V103L44 102L45 101L43 102V101H39V100L36 101L35 100L36 102H38V104L35 102V107H33V106L27 107L29 109L26 108L25 109V113H23L24 111L22 109L23 105L21 106V100L23 101V97L25 98L24 95H26V94H24V92L22 90L23 88H20L22 86L20 84L19 77L22 75V72H24V69H29V66H28L29 62L26 65V61H28V59L26 58V61L24 59L25 62H23V60H22L23 58L22 57H25V56H22V57L20 56L19 59H17V57H16V59L20 61V59L22 58L21 60H22V63L23 64L22 63L20 64L21 61L20 62H17L16 61L17 63H14V61L16 60V59H14V57H15V56H13L14 54L12 52H10V53L7 52V55H9V57L7 56L8 59H9V60H7V63L8 64L7 63H4V62L2 63V61H3L2 60L3 59L2 58V53L4 55L5 54L4 52H6V50H7V48H3L4 47ZM22 44L23 43H21V45ZM253 46L256 48V50L257 49L260 50V51H258L260 54L259 53L258 54L255 53L258 58H259V55L262 54L260 56L261 59L259 58L258 59L259 61H257V62L255 61V59H257V57L255 59H251L252 56L250 55V53L253 54V52L249 48L250 47H253ZM22 47H24V45L21 46V48H20L21 50H22ZM27 47L25 45V49L23 48V51L24 50L29 51L28 50L29 48H27ZM34 47H35V49H34ZM69 48H70V46H69ZM186 48L189 49V51L186 50ZM199 48H201V47H199ZM4 49H5V51H4ZM193 49H194V47H193ZM35 50H37V51H35ZM211 50H213V49H211ZM247 50L250 51L249 54H247L248 53ZM10 54H13L12 55L13 56V58H12L13 60L12 61L10 60L11 59L10 58V56H11ZM27 54H30V53H27ZM27 54H25V55H27ZM203 54H205V53H203ZM207 54H206V56L205 55H202V56L208 57ZM210 54H209V56H210ZM15 55H16V53H15ZM247 55H250L251 56V58L248 56L249 59H251L250 62H249V59H248ZM37 56H39V55H37ZM119 56L120 55H118V57L116 59H114V62L112 61V63H109L110 66L109 65H108L109 67L106 66L104 68L105 71H103L102 76L99 75V77H98L99 78V82H100V80H102L103 83L105 82V84H102V85H104L106 87L105 92L104 91L103 92H104V94L106 93L105 100L109 101V104L102 103V105L99 107V109H100L101 112L97 116L99 117V119H98L99 122H102V123H104V122L107 123V122L113 121L111 119L118 117L117 116L118 114L116 113L118 111L114 107L115 106L114 105L115 102L118 100V96L114 95L113 94V91L111 93V91H110L111 88H108V85H110V84H108V81L110 79H113L114 80V79H119V78H124V77L126 78V76L128 77L129 76V73L131 72V71L130 72L128 71L129 70V66H127V64L125 62V58L123 56H121V57H119ZM189 56H191L190 52H189ZM130 57H132V56H130ZM219 58H221V61L224 58L223 60H226L228 62V64L231 63L230 65L226 64L227 66H230L232 68H238V69H235V70H238V72L241 69L247 68V70L250 69L251 72L254 71V73L256 72V74L259 73V75H262V77H263L262 79L263 80H261L260 83L256 87L253 86V85L251 86V84H249V83L240 86L243 90L242 89H240V90L238 89L237 90V87L236 86H234L232 88H229L227 86H224V85H227V84H225V82L222 83L224 81V78H221V76L223 75L224 72L221 73L222 71H220V70H223V67H226L225 69H227L228 67L225 65V63H227V62L226 61H224V62L222 61V64H221L219 62L220 60L218 61ZM131 59H133V58H131ZM253 60L256 63H254ZM10 62L12 63L11 65H10ZM31 62H33V61H31ZM75 62H77V64ZM218 62L221 65H223V63H224L225 66H220V67H222V68H220L218 66ZM258 62L261 63V64H257ZM13 63H14V66H13ZM18 63H19V66H17ZM232 64H234L237 67H233ZM24 67H28V68H24ZM57 67H59V66H57ZM22 68H24L23 71H21ZM31 68H34V66L31 67ZM60 68L63 69V66L60 67ZM62 69H60V70H62ZM56 70L57 69H55V71H53V68H52L53 73H52V75H51V73L48 74L50 76L48 78L49 80L46 78L47 79L46 80L47 82L49 81L51 83H54L55 80L56 81H57V79L59 80V78L56 79V77L58 75V73H56ZM235 70H234V73H233L234 74V77H236V75L238 74V73L235 72ZM58 71H59V69H58ZM209 71H210V73L212 71L211 75H210ZM46 74H45V76H46ZM220 74H222V75H220ZM222 77H224V75ZM100 78H102V79H100ZM51 80H53L54 82H52ZM209 82H210V84H208ZM205 84L206 85L208 84V85L206 86ZM191 88H193V87H191ZM237 91H238V93L239 92H242L243 93V94L241 93L242 97H243V95H246V99L248 98L247 99L248 100L247 101V103H248L247 104V107L250 110L254 111L256 109H259V111L257 110V112H259V113L256 114L257 117L256 116L254 117L256 119L255 120L252 119L254 121L251 120L253 123L251 122L250 125H248V123L245 124L246 122L244 123V121H242L240 119V116L238 115V106H237V104L235 103L236 104L235 105L234 102H233V104L231 103L232 105H230L229 102H228V99L231 102V99L233 100V98H235V97L236 98L238 96L240 97V94L237 95ZM133 92H134V90L131 91V93H133ZM209 93L207 92V95ZM68 95H70V93ZM68 95H67V97H68ZM188 95H189V92H188ZM210 95H208V96H210ZM71 96L72 95L69 96L70 97V100L67 99V102L73 100V96L72 97ZM200 96H201V98H200ZM197 97H199V98H197ZM239 97L235 101H237L238 99L240 100L241 97L240 98ZM189 98H190V103H191L192 102L191 101L192 97L189 96ZM255 99H256V102L258 101L260 103V105H258V103H256L257 105L255 104L256 105V108H255V105L253 104ZM166 102L167 103L169 102L168 103L169 104L168 106H167V103ZM238 102L239 101H237V103ZM43 103H44V105H43ZM163 103H165L166 109L163 111V113L160 116L157 117V114H156L155 117H157V118L155 119L154 116H151V111L152 110L150 111V109L151 108L153 109V107H155L156 105L163 104ZM197 103H196V106H197ZM219 103L223 104V106L221 107ZM199 104H198V106H199ZM205 104H207V105H205ZM77 105H78L76 107L77 112H78V110L82 112L83 111L82 110L83 109L82 108L83 106H81V102L79 100H77ZM192 105H194V102L192 103ZM163 106H164V104H163ZM201 106H199V107H201ZM207 106H208V108H207ZM257 106H259V107L257 108ZM143 110L144 111L148 110L150 112L146 114ZM77 112H75V113L73 112V113L76 114V115H78L79 112L78 113ZM52 114H54V112ZM56 114H57V116H59L58 114H61V113L57 112ZM72 114H70L71 117H72ZM54 115H52V118H55V119L58 118V119H56V120L54 119L52 126H50L48 129L43 130L40 134H38L36 136V138H38L37 139V142H36L37 145H38V148L34 149L35 151L33 152V155H32L35 158V161H36L35 166H34L35 168L33 170H35L36 172L39 171L45 178H51V175L53 174V172L58 171L60 173H58V176L56 174V177H54V180L52 182V185L57 186V185L66 184L67 186H69V185H71L72 181L70 182L69 180H67L68 178H67V176L65 174L66 173L65 170H66V168H68V166L66 165L65 169L64 168L61 169V167H64V166H61V162L60 161L58 162L57 160L55 161V159H54V150H55V147L58 145L59 140L61 139L60 137H62V135L60 136V134H62L61 133L62 130H61V132H59L56 129L58 127H54V126L59 125V130H60V120H59L60 118L57 117L56 115L54 117ZM73 116L75 117V115H73ZM114 116H116V117H114ZM191 116L189 117V119L192 118ZM212 118H213V120H211ZM69 119L70 120L68 121V123H66L65 128L67 127V125H68L67 128H69V125L71 124L70 122H72L71 121V118H69ZM117 119L118 118H116V120ZM216 119H217V117H216ZM120 120H122V118ZM136 121H137V123L140 121L142 124L140 122L138 124H140L141 126L140 125L137 126L138 124L136 123ZM56 122H58V123H56ZM242 122H243L244 125L242 124ZM54 123H56L57 125H55ZM176 124H177V122H176ZM222 124H223V122H222ZM245 125H247V126H245ZM70 126H72V125H70ZM226 127H227V129L225 130ZM10 128L8 130H11ZM116 129L114 131H116ZM173 131H175V134L174 135H173ZM113 133H115V132H113V129L107 130V134H106V138L105 139H109V141H110L111 140L110 139L111 138L110 136H112ZM113 136H115V135L113 134ZM183 137H181V139ZM6 139L7 138H5L4 140H0V165L6 164V163H4V164H1V163L5 162L8 159V157L11 155V153L13 151L12 150L13 149L12 147H13V144H14L13 142L15 141L16 138L15 139L13 138L14 140H11V139H7L6 140ZM235 140H233L232 143ZM103 141L105 142V140H103ZM238 141H235L234 143H238ZM181 142L184 143L183 140ZM230 142H228V143H230ZM259 142H261L260 144H264V137L261 138L259 140ZM102 143L103 142L101 141V144ZM256 144H258V143H256ZM215 145H217V143ZM87 146L88 147H85V149L87 150V153L89 151L92 152V149L95 148L94 145L93 146L87 145ZM100 147H101V145H100ZM215 147H217V146H215ZM87 148H89V150ZM98 148H99V146H98ZM96 149H97V146H96ZM98 150H96V151H98ZM231 150H232V148H231ZM244 150H242L243 152L242 151L241 152L244 153L245 152ZM246 152L244 154H247ZM257 153H258V151L255 148L254 150H251V152L249 154H250L251 157L252 156H255L256 157ZM26 157H27V155H25V156L22 157V162L23 161L25 162ZM118 157H120V158H118ZM255 157H252V161H253V158H255ZM257 158L258 157H256V159ZM19 160H21V158H19ZM41 160H44L45 163L44 164H41L40 163ZM25 163H27V162H25ZM260 163H261L260 165L257 164V167H260V169L264 172V158H263L262 161H260ZM217 165H218V167H217ZM247 165H250L249 167H252V164L251 163L250 164L248 163ZM247 165H246V167H247ZM1 168H2V166H1ZM151 169H153L154 171H155V169H157V170H156V172L154 174H151V172H152ZM182 170L183 171L187 170L188 171L187 173H188V176L189 177L186 180H182L184 182L178 183V181L176 182V179L171 174H174L176 172H180ZM256 171H257V169H256ZM262 171H260V173ZM84 172H86V171H84ZM263 172H262V174H264ZM250 174H253V168H252V171H251V168H250ZM102 175H103V173H102ZM144 175H146V174H144ZM82 176H84V175H82ZM97 176H99V178H100V174L99 173H97ZM261 176L263 177V175H260V174L258 175V178H257V179H259L258 180L259 181L258 183L264 187V181H263L264 180V177L262 178ZM104 177H106V176L104 175ZM121 177H120V179H121ZM235 177H233V179ZM259 177L262 179V181H261V179ZM254 180H256V179L254 178ZM95 181H97V180L95 179ZM141 182H142V180L140 181V183ZM116 183H118V182H116ZM115 184L113 183V185H114L113 188L115 189V191H110L111 192L110 195L108 194L109 192L107 191L108 192V193H106L107 198H104V196L101 198L100 195H99L100 198H97L96 196L94 198H89V195L88 196H85L84 194L81 193L84 196H81V198H80V201L81 202H79V204L81 203L80 206L82 205L80 209L75 208L76 207L75 205L77 204V203L74 202L75 199H72V197L71 198L69 197L66 200L62 201L59 204L60 206L56 207L55 209H52L51 212L50 211H48V212L45 211L47 213L46 214L45 213L44 214L41 213V215L39 213L40 212H44V211H42L43 209L40 210V207H36V204H33L32 206L30 205V204H32V201H33V200H31V202H30L31 196L33 194H32V192H31L30 189H28V188L26 189L27 185H25V186L23 185L24 187L22 186V188H24V189H22V188L21 189L24 190V191L25 190H28V191H26L25 192L26 194H25L21 190L23 192V194H22L23 197L22 198H24L23 200H21V202L24 201V200L25 201H24V203L22 202L23 204H21L19 202L20 203L19 205L21 207H18V211H17L18 212L17 213L18 214V218H19V216L21 214L22 216H20V218L23 217L25 219L24 221L26 223L32 224V225L35 224L40 229H41V227H44L45 226V231L46 232L43 229V231H44V233H42L43 235L41 234V236H38V237H41L40 240H42V237H47L45 235L48 233L47 235H50V236L53 235V236H55L56 239H60L59 242L61 240H63V239H66V237H64V234L66 233V230H64V225H67V223L70 222V218L67 219L64 216L66 215L67 212H69L70 209L72 211H74L75 215H77V217L79 218L78 221H80V219H81V221H80L81 222V225L84 222V220H86L88 222V224H90L89 226H92L94 228L96 226H98L95 229H98V230L101 229L103 231L104 228L110 227V225H108L107 227L104 226V225H107V224H104L106 222L105 221V218H109L108 217L109 214L107 216V213L111 211L109 209V207L112 204H114V205L116 204L115 205V208H117V209H113V208H111V209H113V213L116 210L115 213L117 212L116 213L117 215H115V213L114 214H110L112 217H110L109 221H111L112 218L114 219L115 217H117V218L120 217L121 218L120 220L124 224L127 221L128 217H129V215H128L129 214L128 213L129 210L125 212V210H127L128 208L125 207V203H121L118 200L121 198L120 200L123 201L124 200L123 197L125 198L124 201H127V202H128V200H133V202L135 200L134 199H128V200H126L129 197V195L126 196V193L128 192V191H126V188H128V186H126V185L122 186L121 185L122 187L120 189H118V187L120 186V184L117 187H115ZM137 184H138V181H137ZM143 184H144V181H143ZM133 185L131 184L130 186H133ZM163 185H161V187H164ZM73 186H75V185H73ZM168 186H166V187L168 188ZM137 187L135 186V188H137ZM142 187H144V185ZM135 188H133V189H135ZM139 188H140L139 191L141 192V187H139ZM198 188H196V190ZM205 188L207 190V191H205L206 193L204 192ZM84 189H86V188H84ZM127 190H129V189H127ZM209 190H210V188H209ZM116 191H118L117 192L118 194L115 193V195H114L113 192H116ZM129 191L131 192V189ZM139 191H136V193H138ZM143 191H144V189H143ZM86 193H87V190H86ZM99 193H101V192H99ZM132 193H133V191H132ZM199 193H201V192H199ZM128 194H130V193H128ZM24 195H25V197H24ZM130 195H132V194H130ZM92 196H93V194H92ZM172 196H169V197H172ZM133 197L134 196H131V198H133ZM139 197H141V196H139ZM139 197H138V200H139ZM169 197H168V200H169ZM173 199L174 198H171L170 201L173 200ZM138 200H137V203H138ZM119 202H120V205L121 206L123 204H124V206L121 207L119 205ZM131 203H132V201H131ZM165 203H167V205ZM31 207H34V208H31ZM35 208H37V210H38L37 214H35V212H34V210H36ZM78 208H79V206H78ZM19 209L22 210V212ZM31 209H32L33 212L32 211L30 212ZM152 209L150 210L151 213L154 210V209L153 210ZM27 210H29L30 213L29 212L26 213ZM44 210H46V209L44 208ZM108 210H110V211H108ZM19 211H20V213H19ZM135 211H137V210L135 209ZM4 212L5 211H1L0 214L1 213H4ZM142 212L144 214L145 213L147 214L149 211H145V212L142 211ZM142 212L139 215H141V214L143 215ZM32 213H33V215H32ZM161 213H159V214H161ZM28 215H32L33 217L30 218V216H28ZM75 215H74V217H75ZM127 215H128V217H127ZM135 215H136V212L134 213V216ZM160 216H157V217L160 219L161 218ZM157 217L151 218L152 219L151 220L152 222H153V219H154V225H152V223H151L152 227H150L151 225H149L151 221L150 222L149 221L147 222L148 223L147 225H149L150 229L152 228L151 231L149 230V227L145 228L147 225L144 227V225H139L141 223L138 224L141 227L143 226L145 230L146 229L149 230L148 232L147 231L144 232L143 231L144 230L143 228H142V231L139 230L138 232H141V233L144 232L145 233V234H141L140 235V233L137 232L140 235V237L144 238V239H142L139 236H137V237H139V239H142L143 241L144 240L146 241V238H149V239L150 238H153L152 235L149 234V232L152 233V231L154 233H160V232L157 231V229L160 231V228L162 227L163 224L158 225V226H161V227H157V224L160 223V221L161 222H163V221H162V219H160V220L157 219ZM122 218H126L125 219L126 221L124 219H122ZM26 219H28L29 221L26 220ZM74 219H76V218H74ZM82 219H83V221H82ZM147 219H149V218H147ZM155 219L158 220V223L157 222L155 223ZM21 220H23V219L21 218ZM76 220L75 221L74 220L72 221L74 223L72 225H74V227L77 229L76 226H78L80 223L78 222V224L75 226ZM117 220H119V219H117ZM131 221H134V220H131ZM131 221L129 220V221H127V223H125L126 224V227L124 226L125 227L124 229L127 228L129 231H131V233L133 231L132 229H134V231L136 232V230H135L136 227H133L134 222H131ZM145 221H147V220H145ZM261 221H262L261 222L262 223V227L261 228H263V231L261 229L260 232L261 231L264 232V220H261ZM25 222H21V223H25ZM98 224H100V225H98ZM142 224H143V222H142ZM37 226H35V227H37ZM134 226H136V224H134ZM139 226H137L138 229H141V228H139ZM154 226H155L156 230H153L154 229ZM80 227L81 226H78V228L81 230L82 227L81 228ZM39 228L38 229L37 228H34L35 230L34 229L32 230V234H34L33 236H35L33 238H36V235H40L39 234V232H40ZM36 230H37V232H35ZM41 232H42V230H41ZM77 232H79V230H77ZM110 233H112V237H113L114 232H110ZM127 233H129V232H127ZM261 234H264V233H261ZM261 234L259 236L256 235L257 237L254 239L252 246L250 245V247L248 248V251L247 252L242 251L241 253H239L240 255L238 257V260H236V262L234 264H244L246 262L248 264H250V263L253 264L255 255L257 253H259V252H262V251L264 252V249H263V246H262V244H263L262 243V241H263L262 236L263 235H261ZM30 235H31V232H30ZM115 235L117 236L115 238H118L119 236H121L120 233L119 234L117 233ZM93 236L94 235H92L90 237L89 241L87 243H84L83 245L81 244V241L77 240L79 237L76 238V241L75 242H73L74 241L73 240L72 241V244L74 243V244L78 245V247H80V249H81V252H84V253H82L83 255H86L87 253L90 254L92 251L93 252H96V253L97 252H100L99 253L100 254L99 255V259L100 260H104L106 262V260H107L106 258H108V256H110L111 253H108L109 252L108 249L103 247L105 245L104 244L102 245L101 240H99V239L96 240ZM134 236L135 235L133 234V237ZM153 236L156 237L155 235H153ZM242 236H244V234H242ZM47 239L48 238H45L44 241L42 240L40 242L38 240L39 245H40L41 248H42V246H45V244H46V246H45L46 248H44V251H43L44 253H45L46 249L49 250V246L46 243L48 241ZM45 240H47V241H45ZM80 240H83V239H80ZM242 240H243V238H242ZM242 240H239V244L237 245V247L240 246V243L242 242ZM225 241H226V239H225ZM41 242H45V243H43L44 245ZM147 242H148V240H147ZM151 242H152V240L149 243H151ZM175 242L176 241H174V243ZM215 242L213 243L211 241V243H209L208 246H207L211 252L216 251L217 246L220 249V242H219V244H218V242H216L217 246H216ZM228 242H229V240H228ZM141 243H143V242H141ZM149 243H148V245H149ZM144 244L146 245V243H144ZM224 244L225 243L221 244V246L224 245ZM2 245H3L2 246L3 248H1L2 250H0V251L3 252V250L4 249L7 250V248L4 247V244H2ZM76 245H75V247H76ZM150 245H152V243ZM181 245L183 246V248L181 247ZM225 245H227V244H225ZM174 247H175V249H177V247L180 248V252H176L175 249H174ZM181 248H182V250H181ZM224 248H225V253H229V252H231L232 245L228 244V246H225ZM50 249H54V247H52V248L50 247ZM55 249L56 250H51L52 253H49L50 251H47L46 252L49 255V256H47L48 258H46L47 261H46V259L44 260L46 262V264H53L54 262H56V264H57V262H58L57 260H59V259L56 258V255L57 254L59 255L60 253L58 252L59 250L57 248H55ZM6 250H4V251H6ZM112 251H114V249ZM2 252L0 254V259L2 257L5 258V256H2V255L7 254L5 252L4 253H2ZM172 255H176L174 257L175 259L174 258L173 259H169ZM41 256H43V258H44L45 257V254L44 255H41ZM60 257L58 256V258H60ZM68 257L69 256L66 255V260H67ZM109 258H111V259H109L110 260V263H108V264H122V263H126L125 261H122V262L118 263L119 258L117 256H115V254L112 255ZM63 260L66 262L65 258ZM167 260H168V262H167ZM241 260L242 261L244 260V261L241 262ZM16 261H18V260L16 259ZM179 261H178V263H179ZM13 262H15V261H13ZM67 263H71V261L69 262L67 260Z\"/></svg>", "mask_w": 264, "mask_h": 264}]
</instances>
